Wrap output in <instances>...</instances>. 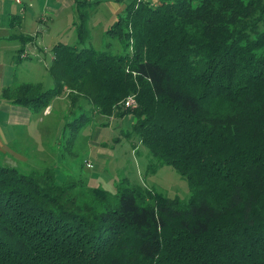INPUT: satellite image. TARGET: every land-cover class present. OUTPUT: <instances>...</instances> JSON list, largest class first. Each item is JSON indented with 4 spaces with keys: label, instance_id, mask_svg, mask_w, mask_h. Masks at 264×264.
Wrapping results in <instances>:
<instances>
[{
    "label": "trees",
    "instance_id": "1",
    "mask_svg": "<svg viewBox=\"0 0 264 264\" xmlns=\"http://www.w3.org/2000/svg\"><path fill=\"white\" fill-rule=\"evenodd\" d=\"M88 7L77 0L78 46L53 48L54 87L6 96L42 113L68 90L75 129L134 115L150 167H173L191 196L82 195L54 168L0 162V264H264V1L134 0L108 31L117 54L80 46Z\"/></svg>",
    "mask_w": 264,
    "mask_h": 264
},
{
    "label": "rangeland",
    "instance_id": "2",
    "mask_svg": "<svg viewBox=\"0 0 264 264\" xmlns=\"http://www.w3.org/2000/svg\"><path fill=\"white\" fill-rule=\"evenodd\" d=\"M129 1L90 2L92 5L88 7L90 14L87 18L89 38L80 46L92 47L97 51L109 48L112 53H122L124 48L121 41L108 36V31L125 14ZM148 1L160 2V0ZM240 1L247 4L264 0ZM23 2V7L9 4L11 10L23 17V32L28 37L34 38V49L29 52V59L20 62L24 64L30 62L27 66L31 77L27 82L43 90L49 89L54 87V79L48 72V68L52 65L53 48L60 43L78 46L77 28L81 22L80 15L73 0H23ZM68 95L67 90L57 100L54 99L55 114L47 119L44 132L34 139L40 147L36 152L37 155L35 157L31 155L29 161L22 160L17 164L10 163L8 157H1L2 165L14 166L23 172L43 169L49 159L42 161L38 152L44 147L48 149L51 145L58 149V163L52 166L58 184L74 183L82 195L87 193L88 188L94 187H100L114 195L122 187L155 191L168 198L178 197L185 201L190 198L191 191L187 179L173 167L162 166L157 169L150 167L151 161L154 160L149 149L133 132L136 122L134 115L108 118L95 114L93 121L75 129L68 124L74 121V113L71 110L77 111L76 117L80 115V102L76 107H72ZM88 108L89 106L86 107L87 111ZM72 134H77L76 139L71 140ZM13 151L16 153L15 150Z\"/></svg>",
    "mask_w": 264,
    "mask_h": 264
},
{
    "label": "crops",
    "instance_id": "3",
    "mask_svg": "<svg viewBox=\"0 0 264 264\" xmlns=\"http://www.w3.org/2000/svg\"><path fill=\"white\" fill-rule=\"evenodd\" d=\"M19 1L0 0V158L8 157L12 164H17L22 160L27 162L32 156L37 155L36 152L40 147L37 146L34 139L44 132L43 129L45 130V127H47L45 126L47 119L55 114V105H53L55 100L51 102L48 109L38 113L28 107L13 104L5 93L7 88L11 89L20 84H31L27 82L28 78L31 77L27 66L30 62L24 64L20 61L29 59V52L34 49V38L28 37L23 32V17L16 14L17 12L11 10L9 6V4H14L23 7V0ZM86 1L88 5H92L90 2L93 0ZM132 1L134 0L129 2ZM73 3L77 8V0H73ZM13 16L19 17V26L18 24L15 27L12 26ZM22 37L24 40H22ZM26 42L28 43L25 45ZM53 60L54 55L52 56V62ZM38 155L42 158V161L49 160L44 164L46 167L37 171L52 168L53 165L58 163V149L56 147L51 145L48 149L44 147L43 150L38 152ZM22 156L29 158L24 159Z\"/></svg>",
    "mask_w": 264,
    "mask_h": 264
},
{
    "label": "built area",
    "instance_id": "4",
    "mask_svg": "<svg viewBox=\"0 0 264 264\" xmlns=\"http://www.w3.org/2000/svg\"><path fill=\"white\" fill-rule=\"evenodd\" d=\"M18 2H20V1L18 0ZM135 104H136V102H135V98H134V97H129V98L126 100V102H125V107H126V108H131V107H133Z\"/></svg>",
    "mask_w": 264,
    "mask_h": 264
}]
</instances>
